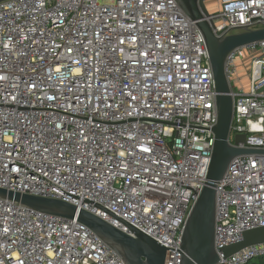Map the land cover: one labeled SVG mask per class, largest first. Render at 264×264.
I'll list each match as a JSON object with an SVG mask.
<instances>
[{
    "label": "built area",
    "instance_id": "built-area-1",
    "mask_svg": "<svg viewBox=\"0 0 264 264\" xmlns=\"http://www.w3.org/2000/svg\"><path fill=\"white\" fill-rule=\"evenodd\" d=\"M216 1L215 32L264 27V0ZM225 72L230 143L245 134L238 146L264 148V40L229 52ZM216 123L206 42L176 0L0 2V187L66 201L133 235L132 225L168 248L165 264H181ZM216 192L219 264L264 256V243L222 251L264 227V154L235 157ZM0 264L125 263L77 217L0 197Z\"/></svg>",
    "mask_w": 264,
    "mask_h": 264
},
{
    "label": "water",
    "instance_id": "water-1",
    "mask_svg": "<svg viewBox=\"0 0 264 264\" xmlns=\"http://www.w3.org/2000/svg\"><path fill=\"white\" fill-rule=\"evenodd\" d=\"M5 1V0H0ZM184 13L196 23L202 32L212 66L215 91L217 123L213 128L214 145L205 184L186 221L181 242V264H219L215 247L217 182L226 173L231 161L239 155L264 154V148L240 147L245 143V134L238 135L235 143L229 141L233 119L234 99L225 72L229 52L264 40V27L242 26L232 32H215L211 11L206 0H176ZM0 197L13 200L31 209L46 214L62 216L78 221L90 228L110 246L125 264H165L168 248L145 232L128 225V234L96 214L81 209L60 199L22 194L0 187ZM264 243V227L245 230L237 243L222 249L226 257L247 246Z\"/></svg>",
    "mask_w": 264,
    "mask_h": 264
},
{
    "label": "crops",
    "instance_id": "crops-1",
    "mask_svg": "<svg viewBox=\"0 0 264 264\" xmlns=\"http://www.w3.org/2000/svg\"><path fill=\"white\" fill-rule=\"evenodd\" d=\"M210 3L208 4V8L210 11H215L219 8V2L216 1V0H212V1H209ZM248 58V57H247ZM247 59L246 57L239 60L238 62V78H239V83H240V86H242V88L244 89H247L249 87V79H248V76H247V72H248V65H247V71L244 72V69H240L241 65H243L242 63L245 62ZM250 66V64H249ZM244 68V67H243ZM240 71H243L244 73L243 74H240Z\"/></svg>",
    "mask_w": 264,
    "mask_h": 264
},
{
    "label": "rangeland",
    "instance_id": "rangeland-1",
    "mask_svg": "<svg viewBox=\"0 0 264 264\" xmlns=\"http://www.w3.org/2000/svg\"><path fill=\"white\" fill-rule=\"evenodd\" d=\"M207 3L209 4L210 2H207ZM246 59H247V60H246L245 62H243V63H242L243 65H241V67H240V69H242V70L244 69V72L247 71V70H246V69H247V65H248V67H249V64H250V61H249L250 59L247 58V57H246ZM243 67H244V68H243ZM244 72H243V71H240V74H243ZM251 262H252V261H250L249 263H251Z\"/></svg>",
    "mask_w": 264,
    "mask_h": 264
},
{
    "label": "trees",
    "instance_id": "trees-1",
    "mask_svg": "<svg viewBox=\"0 0 264 264\" xmlns=\"http://www.w3.org/2000/svg\"><path fill=\"white\" fill-rule=\"evenodd\" d=\"M248 264H264V256H260L254 260H252L251 263Z\"/></svg>",
    "mask_w": 264,
    "mask_h": 264
}]
</instances>
